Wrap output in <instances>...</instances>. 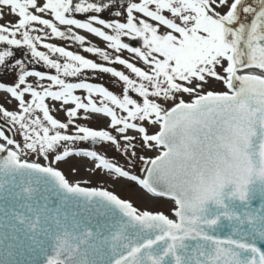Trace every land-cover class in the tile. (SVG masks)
Returning a JSON list of instances; mask_svg holds the SVG:
<instances>
[{
	"label": "snow or ice",
	"instance_id": "6c2138e0",
	"mask_svg": "<svg viewBox=\"0 0 264 264\" xmlns=\"http://www.w3.org/2000/svg\"><path fill=\"white\" fill-rule=\"evenodd\" d=\"M0 264H264V0H0Z\"/></svg>",
	"mask_w": 264,
	"mask_h": 264
},
{
	"label": "rangeland",
	"instance_id": "374dc122",
	"mask_svg": "<svg viewBox=\"0 0 264 264\" xmlns=\"http://www.w3.org/2000/svg\"><path fill=\"white\" fill-rule=\"evenodd\" d=\"M109 155H114V153H109ZM86 175H87V173H86L84 167L81 165V176H86ZM113 190L119 192L121 195H124V196L132 195L131 190L124 188L120 184L115 185Z\"/></svg>",
	"mask_w": 264,
	"mask_h": 264
}]
</instances>
